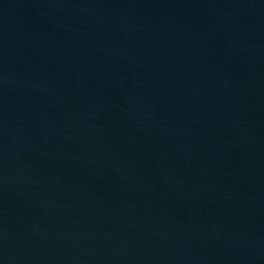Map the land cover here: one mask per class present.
<instances>
[{"label":"water","instance_id":"water-1","mask_svg":"<svg viewBox=\"0 0 264 264\" xmlns=\"http://www.w3.org/2000/svg\"><path fill=\"white\" fill-rule=\"evenodd\" d=\"M0 264H264V0H0Z\"/></svg>","mask_w":264,"mask_h":264}]
</instances>
